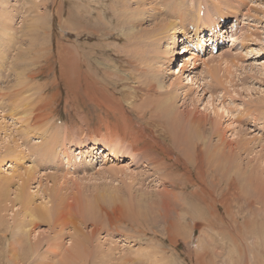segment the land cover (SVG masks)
<instances>
[{
  "label": "rangeland",
  "instance_id": "obj_1",
  "mask_svg": "<svg viewBox=\"0 0 264 264\" xmlns=\"http://www.w3.org/2000/svg\"><path fill=\"white\" fill-rule=\"evenodd\" d=\"M110 1L0 0L1 20H7L15 37V40H11L6 45H0L1 54H4L5 50L2 48L4 46L7 48L6 57L0 58V63L5 67L1 66L0 72L7 75L10 72L13 73L15 66L13 63L15 64V61L22 56L26 60L33 59V57L42 59L45 64L44 71L35 80L38 83H44L45 86L47 84L43 92L47 96L49 105L52 104L50 109L54 116L49 114L45 120L44 118L40 120L39 125L31 123L33 128L39 126L40 129H43L41 131H45L51 125V128L57 126L61 131L59 138H64L65 135L68 138L72 136L69 142H63L66 144L65 146L60 147L61 149L67 147L69 153L72 150L73 154L79 150L87 149L93 141L98 142L93 145V148L97 150L94 156L95 161L94 158L93 161H87L88 165L81 163L78 167H72L69 164V166L61 167L60 170L53 169V167L44 169L36 167L39 174L55 172L59 175H66L68 182L64 194L68 195L70 202H75L78 198L81 201H84L85 198L93 199L96 194L106 191H114L124 198L127 204L131 205H134L136 199L144 203L146 199L147 201L154 199L152 194L158 192L162 187H157V181H151V176L147 179H141L139 176L141 171L151 167L152 164L148 166L146 161L141 165L132 164L128 149L130 140L126 138L121 139L120 145H116L122 149V152L116 157L110 154L112 144H109V140L116 138L109 137L108 127L104 125V122L109 124L112 132L116 128L120 127L119 130L124 128L123 126L128 121L129 124H133L137 114L136 105L142 103L143 106H146L157 100V97L149 94L152 91H148L145 84L153 74L158 73L163 82L167 80L166 86L169 83L171 86H177L179 95L177 104L181 109L187 111L190 108L206 119L204 136H210L209 139L213 143L223 139L227 145L232 147L227 161L231 170L228 171H231L232 177L236 178L237 182L239 181L240 191L238 194L245 195L247 198L249 197L248 199L255 195L264 199V0H193L190 5L194 14L193 20H188L185 17L184 25H181V32H175V28L179 26L177 24L174 30L170 29L166 34L155 36L157 39L153 43L151 39L154 36L149 35L160 17L164 16L165 18H163L166 20H174L163 13L166 8L164 7L165 1L151 0V2L154 1L153 4L156 5V8L143 13L137 12V15L131 18L133 22H130V25L123 24L126 14L130 15V11H135L139 1L148 3L150 0H128L129 7L125 11H122L125 0H116V5L118 1L119 3L118 6H113L115 9L109 8L111 5L109 6L107 2L110 4ZM177 1L179 0H172L170 3ZM34 2H40L41 6L39 5L38 9L36 7V12H31L29 6ZM103 2H105L104 5L101 4ZM43 3H46V6ZM102 6L105 7L102 9ZM120 6L122 7L119 8ZM198 10L201 15L198 14ZM202 12H204L203 15ZM175 14L178 15L179 12H175ZM217 15L222 18L224 15L227 17L224 25H227V28L232 27L228 29L229 34L223 38L216 53L211 54L204 50L206 52L201 55H197L195 51L193 55L190 52L193 47L189 46L191 44L189 39H194V36L191 35L201 33L202 29L203 34L204 28L212 22L214 23L210 27L216 28L217 22L213 21V18ZM204 19L210 20L205 22ZM215 33L219 32L215 31ZM125 34L128 35L127 39L122 36ZM172 35L176 36L175 39L172 38ZM173 41L178 46V52L175 55L174 53L171 55L169 49L173 45ZM192 43L195 44V41ZM150 44L153 49L149 46ZM184 44L187 49L182 54L181 50L184 48ZM155 49L156 51L160 50L163 56L156 58ZM14 57L17 59L14 60ZM43 58H50L49 63ZM75 63L76 65L72 66ZM149 63L154 64L152 66L154 70L148 68ZM7 66L12 71L9 69L7 71ZM7 80L8 82L12 81L11 77H8L1 82V85L9 86L10 83L6 85ZM183 93L186 95L184 99H182ZM27 94L29 95V93ZM31 94L30 92L29 96L33 98ZM86 94L90 99H87ZM119 97L120 99H118ZM145 98L147 99L144 100ZM121 104L124 106L122 107ZM130 107L134 109H129ZM123 109L127 112H122ZM1 120L4 121L3 118L0 119V122ZM5 122L6 124L11 123L7 118H5ZM23 125L22 122L18 124V127L24 131ZM80 126L82 131L78 132H81L85 139L82 138L84 142L79 141V144L76 145V139L73 138L76 136L74 129ZM93 130L95 131L93 132ZM53 132L46 133L45 138L51 136ZM117 132H113L114 136L116 134L123 136V133ZM35 135L29 134L28 139L22 143L19 140L21 148L26 151L29 146L37 145L41 138H35ZM3 140L6 141L7 136L4 135V131H1L0 143ZM27 156L20 166L8 159L0 162L2 165L0 176H4V174L12 176L4 202L7 207H12L8 200L14 197L21 180L19 178L23 176L25 169L34 165L32 163L34 157ZM30 158L32 159L30 160ZM2 159L3 157L0 160ZM145 165L147 166L144 167ZM221 165L222 168L228 169L226 164ZM239 167L242 172L237 170ZM44 178L42 176L41 186L36 179L29 184L28 192L33 195V205L43 204L47 201L42 190L52 187V181ZM60 188H62V193L64 188ZM191 189L192 187H188L184 192L179 189L173 191L176 206L183 204L185 207L178 208L177 214L173 215L174 223L170 233L173 232L174 227H177L174 230L176 231L174 237L172 234L162 231L163 229L160 228L163 227V224L158 225L157 222L154 223V230L148 229L143 222L137 226L140 223L136 219L131 220L134 224L130 220H123V223L118 222L110 226L109 224L112 222L105 216L110 213L111 216L114 215L110 210L106 211V214L100 213L101 218L96 219L101 222L102 227L105 224L103 228L107 227V229L100 228L95 236L90 235V221L85 225H79L88 235L87 242L84 244L87 264H101L105 253L102 250L109 246L113 247V254L117 252L116 254L122 257V260L128 263L132 262L131 264H152L153 256L156 258L153 264H165V261H168L166 264H202L201 262L203 264H264V229H261V227L264 228V202L260 204L259 201L258 204L255 203L256 205L252 204L254 206L248 210L245 205L238 207L237 202L233 203L230 213H225L227 217L223 214L221 219H215L208 225L206 207L203 202L188 194ZM217 192V198H219L220 190ZM258 207L259 210H256ZM18 208L17 204L12 209L2 212L1 214L4 216H0V221L7 224L9 221H11L9 224L13 223L11 216L13 211ZM219 209L222 211V208L219 207ZM252 212L253 215H251ZM119 214L117 213L116 216ZM177 215H181V217L185 215L184 220L176 218ZM152 216L153 214L149 212V219H153ZM255 219L257 223L253 222ZM248 221H251L252 226L248 225ZM244 222H247L248 226H245ZM47 224L39 223L36 228L32 229L31 234L36 237L40 235V232L48 237L52 236V233L49 235L51 230L48 229ZM257 226L260 228L258 229ZM147 229L150 231L148 232ZM71 232L72 229L67 222L61 231V243L64 247H68L72 242L69 236ZM10 235L11 233L8 231V240L11 238ZM31 239L34 240L33 236ZM191 241L192 243H190ZM44 247L46 246L44 245ZM64 247L61 249L62 252H64ZM192 247L197 248L192 250ZM191 250L192 252H189ZM150 251L152 256H148ZM63 255H60L61 259ZM75 255L80 257L81 254ZM76 256L73 255V257ZM158 256L159 258L164 256V263L159 261ZM112 262L117 263L116 260H112ZM4 264H7L6 260H4Z\"/></svg>",
  "mask_w": 264,
  "mask_h": 264
},
{
  "label": "bare ground",
  "instance_id": "obj_2",
  "mask_svg": "<svg viewBox=\"0 0 264 264\" xmlns=\"http://www.w3.org/2000/svg\"><path fill=\"white\" fill-rule=\"evenodd\" d=\"M163 1H165L164 3H166L164 4V7L166 8H164L163 13H166L167 17L170 16V18L171 17L174 18V20H166L164 19L165 18L164 16H163L164 18L160 17L159 21L155 23V26L153 30H151V34L149 35V36H154V38L151 39L152 43L154 42V40L157 39V37L155 36H157L158 34L160 35L162 33L166 34V32L169 31L170 29L174 30L177 24H179V26L175 28V32H179V31L181 32L182 31L181 25H184L185 17H187L188 20H191L194 16V14L192 13L193 11L191 9L192 7L190 6L192 5L193 0H179L174 3H170L172 0H163ZM40 2L32 3L31 6H29L30 7L29 11L36 12V7L38 9L39 5L41 6ZM153 2H151V0L150 2L148 1V3L146 1H139L137 7L135 8L136 10L130 11L131 12L130 15L128 13H127L128 15L126 14V18L124 19L123 24L130 25V22L131 23L133 22V19L131 18L136 16L137 12L143 13V12H147L148 10H154L156 8V5H154ZM107 3L109 6L111 5L109 8H114L113 6L116 5V0H111L110 4L109 2ZM118 3L119 1L117 2L116 6H118ZM101 4L104 5L105 2ZM44 5L46 6V3ZM104 7L105 6H102L101 8L103 9ZM121 7L122 6H120L119 8ZM123 7L124 9L122 11H125L129 7L128 0H125V2L123 3ZM160 9L158 10L160 11ZM175 12H179V14L176 15ZM197 12L198 14H200L199 10ZM203 13L204 12H202V15ZM166 14L164 15L166 16ZM194 19L196 18L194 17ZM209 20L210 19H206L205 22L207 21L209 22ZM213 23L214 22H212V24ZM11 30L13 29L11 28L10 25L7 24V20L2 21L0 17V45H6L11 40H15L13 31L11 32ZM197 34L198 33L192 34L191 36H194V35L197 36ZM122 36L126 37L128 35L125 34V36L124 35ZM173 37L175 39L176 36L172 35V38ZM189 40L192 41V39H189ZM193 40L200 41L198 39L197 40L193 39ZM151 44L149 45L150 47H151ZM172 44L173 45L170 46L169 48L170 53L171 55H173V53L175 55V53L177 54L178 52L177 50L178 46H176L174 41L172 42ZM203 44L205 45V47H208V45H210V50L213 47V45L209 44L208 41L207 43L204 42ZM214 45H216V43H214ZM151 48L153 49V47ZM2 49H5V50H4V54H1V51H0L1 59H3L2 57L4 56L6 57V53H7V48L5 46ZM183 49L181 50L182 54L187 49V47L185 48V44H184ZM191 50L190 52L194 55V51H191ZM154 52L156 54V58H160L159 56H163L162 55L163 53L160 50L156 51L155 49ZM196 54L199 55V53H196ZM16 57H14L15 58L14 60L17 59ZM193 57H196V56H193ZM43 59H46L48 63L50 61V58H43ZM7 65L9 66V64ZM13 65L15 66L13 67ZM13 65H12V67L14 68L13 73L10 72L7 75L4 72H0L1 73L0 74V119L2 118L4 119V121L1 120L0 122V132L4 131V135L7 136V140L6 141L3 140L0 143V159L3 157V159L0 160V162H2L4 159L6 160L8 159L10 161L13 160L15 163L19 164L20 166V164L22 165V163H24L23 160H25L27 155H32V157L34 158L33 159L30 158V160L31 159L33 160L32 163L34 165L25 169L23 176L19 178L21 180L20 181L18 180L19 183L17 186V191L14 193V197L8 200L11 203L12 207H14L17 204L19 205V208L13 211L12 213V216H11L12 221H13V223H11L12 225L9 224L11 221H9L8 224L0 221V264H4V260L7 261V264H87V260H86L87 258L85 257L86 252L84 250V244L87 242L88 235H86L83 232V229H82L83 227H80L79 225H85L86 222L90 221L91 222L90 235L95 236L98 230L105 226L104 224V226L102 227L101 222L97 221L96 219H99L100 213L102 214V212H104L106 214V211L108 210H110L114 214L113 216H111V213L110 215H105L107 216V218H110L109 221L112 222L109 224L110 226L115 225L118 222L123 223V220L131 221V220L136 219L137 221H139L138 223L143 222V224L146 225L148 229L149 228L153 229V227L155 226L154 223L157 222L156 224L158 225L163 224V227L160 228L161 230L163 229L162 231L168 234H172L173 236L174 233L176 232L174 230L177 229V227H174L173 232L170 233V231L172 230L171 226H173V223H174L173 215L177 214L176 211L178 208H185L183 204L178 205V207L176 206V203L174 201L175 198L173 194V191L175 189H179L181 192H184L185 190H187L188 187H192V189L189 191L188 194L191 197L194 196L196 200L203 202V204L205 205L206 207L205 209L207 210V215H208L207 217L208 225H210L215 219H221L224 216L223 214L225 213L229 214L230 208L233 203L236 204L237 202L238 207H241V205H245L248 210L249 208H251V206H254L252 204H255V203L258 204L259 201H260V204L264 202V199H262L258 195H255L251 199H248L249 197L247 198L245 195L240 196V194H238L240 191L239 190L240 187L238 183L239 181L237 182V180H235L236 178L232 177L230 173L231 171H228V170H231L228 166L227 161H228L229 152L231 151L232 147L227 145L223 141V139L222 140L220 139V142L217 141V143H213V141H210L209 139L210 136L209 137L208 135L204 136V134L206 133L205 132L206 129L204 127L206 124V119L202 118V116L198 114L197 111L195 110L193 111L190 108L187 109V111L181 109L180 106H178L177 104L178 96H179L177 93V86L176 85L171 86V83H169L168 85L169 88H168V86L165 85V84H168L167 80L163 82L162 78L159 77L158 73L153 74V76L150 77L147 80V83L145 84L146 85L145 88H147L148 91H152L149 94H152L154 97H157L156 102L154 103L150 102L151 104L150 105L148 104L146 106H143L142 103H139L136 105V110H135L137 112V114L135 113L136 122L134 121L133 124H129V121H128L123 126L124 128L119 130L120 128L119 127L118 129L116 128L113 131V132L118 131L117 133H123L122 134L123 136H121L120 134H116V136H114L115 134H113L112 130L109 128V124H106L104 122V125L108 127L109 129V130L107 129L108 131L107 133L109 134V137L116 138V139L109 140V144H112L110 154L114 155L115 157L118 156L119 153L122 152L121 151L122 149L120 147H116V145L121 144L120 142L121 139L123 140L125 138L129 139L130 146L128 147V149L130 152L129 155H130V160L132 161V164L141 165V163L145 161L147 162L148 166L152 164L151 167L139 173V176L141 177V179H147V178H150L151 176V181L152 180L157 181V187L159 186L162 188L159 189L158 192L156 193L154 192L152 194L155 197L154 199L148 200V201L146 199L145 203L141 201H137L136 199L134 205L127 204L125 199L122 198L117 193H115L114 191L101 192L100 194H96V197L93 199L85 198L84 201H81L80 198H78L77 200H75V202H70L68 200V195L66 196L64 194L65 190H67L66 184L68 182L66 175H59V174H56L55 172H47V173L42 172L43 174H39V171L36 169V167H39V168L41 167L42 169L46 167H50V168L53 167V169L55 168L57 170H60L61 167L69 166V164H71L72 167H75V166L78 167L81 165V163H83L84 165V163L87 164V161H93V158L95 161L94 156L97 150L93 148V145L98 142L93 141L91 143V146H88L87 149L79 150L76 152V154L75 153L73 154L72 150L69 153V149L67 147L63 149H61L60 147V146H65L66 144L63 142L64 141L69 142L72 136L68 138V136L65 135L64 138H59L61 131H60V128H57V126H53L51 128L52 126L51 125L48 127V130H45V131H41L43 129H40L39 126H35V129H34L32 125H35V124L39 125L40 120H43V118L45 120V117H48L49 114H51L50 108H52L51 107L52 104H50L51 106L49 105V101L46 98L47 96H45L46 94L44 95V92H43V90L47 87V84L45 86L44 83H40V82L38 83L35 80L44 71L45 64L42 62V59H36L33 57V59L31 58L30 60L29 59L26 60L25 57L22 56V58L21 57L18 58L15 61V64L13 63ZM75 65L76 63L72 66H75ZM153 65L154 64L149 63L148 68H150L151 70H154V68L152 67ZM1 66L3 67V65L0 63V68H2ZM8 66H7V71L8 69L11 70L10 67ZM8 77H11L12 81L8 82L7 80L6 85H8V83L10 84L9 86L4 87L3 85H1V82L6 80ZM30 92L32 93L31 95L33 96V98L29 96ZM27 93H29V95ZM86 96L88 99L89 95L86 94ZM182 96H183L182 99L186 97L184 93ZM118 99H120V97ZM146 99L147 98H145L144 100ZM70 101H73V100H70ZM121 105L122 107L124 106V104H121ZM150 106L151 107L153 106V107L151 108ZM53 108H54V105H53ZM129 109H134V108L130 107ZM123 111H126V110L123 109L122 112ZM123 115L126 116V114H123ZM5 118L10 119L11 123L6 124ZM22 122L24 124L23 125L24 131L18 127V124H21ZM31 123L33 124L31 125ZM11 126H14V127L11 128ZM79 130L82 131L81 126L74 129V134L76 136H74L73 138L76 139V143H75L76 145L79 144V141H81V143L84 142L82 140L84 136L82 135L81 132H78ZM52 131H54L53 134L45 138L46 133L48 132L51 133ZM94 131L95 130H93V132ZM29 134H36L35 138H38V139L41 138V140H39L40 142L37 145L33 144L34 146H29L28 149L25 148L26 149L25 151L24 149L21 148L19 140H21V143L23 141H26V139H28L27 137ZM118 136H120L121 138H119ZM27 157L29 158V156ZM87 158H89V160H86ZM223 163L228 166V169L222 168L221 164ZM147 165H145L144 167H146ZM1 166L2 165H0V167ZM238 169L239 171H241L240 167L237 168V170ZM115 172L117 173L116 170ZM42 176L45 177L44 178L45 180L49 179L50 181H52V187H47L42 190L43 193L46 195L44 197H47L46 202H44L43 204L37 203L33 205L34 198H33V195H31L28 192L29 190L28 187H29L30 182L35 179L37 180L39 186H41L42 185L41 180H43ZM11 180H12V176H7L5 174L4 176H0V214L2 212L7 211L8 209H12V207H7L6 205H4V202L6 201L8 186L10 185ZM53 187H57V188L54 189ZM60 187L64 188V191L62 193H61L62 188ZM218 190H220L219 198H217ZM219 207L222 208V211L224 213L219 209ZM259 207L256 210H259ZM149 212L153 214L152 216L154 217L153 219H149L148 217ZM117 213H120V214L116 216ZM235 215H238V214H235ZM251 215H253V212ZM0 216H4V214H1ZM184 216L181 217V215H177L176 218H179V220H184ZM112 218L114 219L111 220ZM245 221L247 220L245 219ZM41 222L48 223L47 224L48 229L51 230L49 231V235L50 233H52V236L48 237L47 235H44L40 232H39L40 235H37L36 237H34V235L31 234V232L33 231L32 229L36 228L37 225ZM67 222H69V226L72 229V232L69 233V236L71 237L70 239H72V242L70 243L68 247H64V245L61 243V238H62L61 231L63 230L64 224H66ZM131 222L133 223V221ZM250 222L248 223V225H251ZM253 222H256V219L255 221L253 220ZM244 223H246L244 224L246 226L247 222H244ZM139 225H141V223L138 224L137 226ZM2 226L3 228H1ZM257 227L255 228L257 229ZM259 228L260 226L258 227V229ZM103 229H107V227ZM261 229L263 230L264 228L261 227ZM8 231H10L11 233L10 240H8L7 238ZM31 236H33L34 238L33 241L31 239ZM249 236H250V233H249ZM179 238L180 237L178 236V239ZM190 243H192V241ZM44 245L46 247H44ZM43 247L44 249L42 250ZM63 247H64V252H62L63 250H61ZM194 248H197V247H194ZM194 248L192 247V250ZM192 250L189 252H192ZM102 251H104L105 253H104V257L102 255L103 258H102L101 264H115L113 262L111 263L112 260L114 261L116 260L117 261L116 264H131L132 263L130 261H129L130 263H128L125 260H122L123 258L118 256V254H116L117 252L115 253L117 256L116 257L115 254H113L114 252H112L113 247L111 246L107 248H103ZM62 253L65 255H63ZM149 253L150 254H148V256L151 255V251ZM75 254H78V255L81 254V255L80 257H78ZM60 255L61 256L63 255L62 259ZM73 255L76 257H73ZM197 256L195 257L200 258ZM161 257L162 258H159L158 256L159 261L163 262L164 256H161ZM55 258L56 260L54 261ZM166 258H167V255H166ZM154 259L156 261L155 256H153L152 260L154 261ZM118 260H120V262H118ZM150 260H151V257H150ZM121 261H123L124 263H122ZM153 261H152V264H153ZM165 262L168 263V261H165ZM201 263L203 264V262Z\"/></svg>",
  "mask_w": 264,
  "mask_h": 264
}]
</instances>
